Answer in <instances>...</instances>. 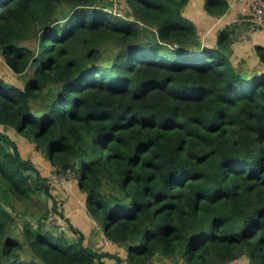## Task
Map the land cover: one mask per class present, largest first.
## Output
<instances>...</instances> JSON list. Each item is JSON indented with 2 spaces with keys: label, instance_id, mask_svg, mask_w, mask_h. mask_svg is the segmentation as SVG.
<instances>
[{
  "label": "trees",
  "instance_id": "1",
  "mask_svg": "<svg viewBox=\"0 0 264 264\" xmlns=\"http://www.w3.org/2000/svg\"><path fill=\"white\" fill-rule=\"evenodd\" d=\"M189 2L127 0L121 16L104 0H0V54L34 70L23 86L0 72V264H264V46L246 68L234 29L204 45ZM14 133L74 173L124 257L52 206L15 234L17 204L31 211L51 183ZM58 218L67 230L47 227Z\"/></svg>",
  "mask_w": 264,
  "mask_h": 264
},
{
  "label": "crops",
  "instance_id": "2",
  "mask_svg": "<svg viewBox=\"0 0 264 264\" xmlns=\"http://www.w3.org/2000/svg\"><path fill=\"white\" fill-rule=\"evenodd\" d=\"M205 1L206 0H190L183 11L184 16L197 27L202 43L207 45L206 42L208 41L206 40H209V36L215 34L216 31H218V34L221 30L227 27L232 28L235 31L232 44L233 60L243 64L246 68L256 66L258 63V57L256 56L257 54L254 48L256 45L264 46V23L257 24L245 14L244 8L246 4L244 2H238L233 8L229 9L226 14L216 17L210 15L205 10ZM217 37L214 41L215 44L212 46L217 44ZM8 71H11V69L6 65L2 54H0V72L5 75V72L7 73ZM9 81L14 82L12 80ZM12 138L16 140L17 143H19V141L24 142L26 152H31L32 147H30V145L32 144L28 142L30 144L28 145L21 135L14 133ZM21 151L24 154V151ZM35 153L37 159H39L38 155H41V153L36 149L33 151V154ZM78 192L80 193V191ZM78 192L77 194H74L77 196L80 195V205L75 208V213L72 217H70V214H66V216H68L66 218L70 220L71 225L83 231V233L88 235L91 240L93 239L95 248H100V240L106 236L103 231L99 230L102 228L97 226L98 223L96 224V222L92 220V217L87 213L86 196L82 193L78 195ZM103 247H107L105 249L111 253V257L117 254V259L124 257L126 254V251H123L122 248L116 247L111 243ZM117 259L115 258L116 261H118ZM109 264L115 263L113 260H109Z\"/></svg>",
  "mask_w": 264,
  "mask_h": 264
},
{
  "label": "rangeland",
  "instance_id": "3",
  "mask_svg": "<svg viewBox=\"0 0 264 264\" xmlns=\"http://www.w3.org/2000/svg\"><path fill=\"white\" fill-rule=\"evenodd\" d=\"M104 3L107 4V7H110V10H113L114 12L118 13L119 15H121V16L127 15L126 14V12L128 11L127 0H104ZM152 32H153V30L151 28H146L145 34L151 35ZM217 32L218 31H216L215 34L209 36V40H206L208 42L205 41L207 45L212 46L213 44H215L214 41L219 34V33L217 34ZM25 44H27L33 48L38 47L37 41L34 39L26 41ZM109 49L111 50L112 48L109 47ZM33 72H34L33 69H29L22 76H17L15 73L8 71L7 73L5 72L4 76L6 79L14 81L13 83L16 82V84L23 86L24 85L23 83L28 78H31V76L33 75ZM52 88L50 90H52ZM52 95H53V92L47 93V99L51 98ZM1 128H3V127L1 126ZM5 130L9 131L10 129H5ZM21 137L26 141V143L28 145H30L28 143V140L24 136L21 135ZM18 144L21 145V148L24 151L23 155H24L25 159H32L33 163L35 165L36 164L38 165L40 174L42 175L41 176L42 179L43 180L46 179L49 181V183H51L50 184L51 188L49 187V189L51 190V192H50L51 196L49 197L45 193L40 194L37 197V200L34 202V207L31 209V211H26L27 207L24 206L23 203L19 202L17 204V209L19 210L20 215L18 214L19 216H17V220H16V223L14 226L15 234L20 233L21 227L19 226V223L22 224L23 221H25V218L28 220H33V218H32L33 214L32 213L36 214V216L42 215V214L46 213L47 210L51 209V206L58 209L61 213L64 214V216H66V214H70V217H72V215L75 213L74 212L75 208L80 205V195H79L80 193L77 190V184H76V180L74 177V173L72 171H69L65 174L64 177L61 175L63 178L62 182L53 181L51 176H53L54 173H57V172L54 169L55 167L49 162V160L46 158V156H44L43 154L38 155L39 159H37L36 153L33 154V151H35L34 145H30V147H32L31 148L32 150L30 153H27L25 148H24V146H25L24 142L19 141V143H17V145ZM76 191L78 192L79 196L76 195L77 194ZM74 193H76V194H74ZM20 216H22V217H20ZM18 217H20V218L18 219ZM66 217H68V216H66ZM62 219L66 223V220L64 218H62ZM92 220H94L96 222V224L99 223L100 226L98 224H97V226L104 228V224H103V221H102V218L100 215L96 216V217H92ZM46 224H47V227L53 229L54 231L62 230L61 226L58 227V225L53 224L52 220L47 221ZM99 230L103 231L102 229H99ZM101 247L104 248L103 245H101ZM105 248H107V247H105ZM115 255H117V254H115ZM244 261H246L245 257L241 258L239 260V262L230 263V264H242ZM156 264H167V261H161L160 259H157Z\"/></svg>",
  "mask_w": 264,
  "mask_h": 264
},
{
  "label": "built area",
  "instance_id": "4",
  "mask_svg": "<svg viewBox=\"0 0 264 264\" xmlns=\"http://www.w3.org/2000/svg\"><path fill=\"white\" fill-rule=\"evenodd\" d=\"M228 2L229 9L233 8L238 2H244L246 4L244 8L245 14L257 24L264 23V0H229ZM61 175L63 177L65 176L64 174L54 173L51 178L55 182H62L63 178ZM52 222L53 224L58 225V227L61 226V229L63 231L68 229L66 223L62 218L54 219L52 220ZM100 244L103 246H107L110 244V241L106 237H104L100 240ZM122 264H127V262L124 261Z\"/></svg>",
  "mask_w": 264,
  "mask_h": 264
},
{
  "label": "water",
  "instance_id": "5",
  "mask_svg": "<svg viewBox=\"0 0 264 264\" xmlns=\"http://www.w3.org/2000/svg\"><path fill=\"white\" fill-rule=\"evenodd\" d=\"M13 147H14L15 151H17V147L15 144L13 145ZM92 253L95 254L94 252H92Z\"/></svg>",
  "mask_w": 264,
  "mask_h": 264
}]
</instances>
